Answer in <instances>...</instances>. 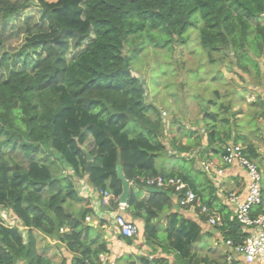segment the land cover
I'll return each mask as SVG.
<instances>
[{
    "label": "trees",
    "instance_id": "obj_1",
    "mask_svg": "<svg viewBox=\"0 0 264 264\" xmlns=\"http://www.w3.org/2000/svg\"><path fill=\"white\" fill-rule=\"evenodd\" d=\"M13 3L1 12L2 25L30 16L24 11L34 4L38 21L46 26L15 35L21 45L14 53L5 51L7 39L0 36V211H11L16 219L9 225L0 214V264H53L38 252L36 234L64 247L70 264H99V255L108 252L107 243L86 222L87 217L96 220L93 204L79 196L74 183L86 178L92 189L112 193L110 209L115 211L122 191L118 165L131 185L126 215L142 223L144 239L160 245L174 238L172 249L178 251V259L184 258L177 264H210L192 253L201 237L197 224L168 214L162 230L161 217L178 206L180 194L172 190L140 194L145 185L139 179L158 176L180 178L196 196L199 192L189 185L187 175L167 171L158 162L169 153L161 141L167 134L165 123L148 116L156 108L147 104L146 84L133 75L125 49L132 37H145V41L154 37L160 44L165 38L163 46H167L174 38L184 40L188 30H196L209 63L218 54L241 79L247 76V83L264 87V0ZM215 95L220 96L218 91ZM251 109L250 118L264 122V100L256 98ZM203 119L207 146L218 142V153L223 154L222 145L244 139L237 124L229 126L226 115L206 110ZM88 135L92 145L86 150L83 144ZM176 147L171 157L185 163L189 148L181 143ZM243 152L253 162L258 158L250 143L243 146ZM18 154L22 161L15 159ZM86 155L93 159L90 173L86 172ZM262 198L252 216L264 214V188ZM73 204L80 205L79 209ZM219 230L223 239L234 244L246 236L240 224L227 216ZM138 261L166 264L164 258Z\"/></svg>",
    "mask_w": 264,
    "mask_h": 264
},
{
    "label": "rangeland",
    "instance_id": "obj_2",
    "mask_svg": "<svg viewBox=\"0 0 264 264\" xmlns=\"http://www.w3.org/2000/svg\"><path fill=\"white\" fill-rule=\"evenodd\" d=\"M12 4H14L13 0H0V36L7 39L5 46L7 53L16 52L21 45L20 39L15 37V35L33 28L43 29L45 25L38 21L39 14L34 4L24 11V15L30 14V16L21 18L13 24L2 25L1 12L3 9L12 6ZM261 23L264 24V19H262ZM165 41L166 39L163 38L160 44V42L154 41V37H148L146 41L145 37H132L125 49L126 56L131 59L133 75L141 78L142 82L146 84L147 104L156 108V112L150 111L148 116L153 120L160 118L165 123L167 134L162 135L161 141L168 148L169 153L166 156H161L158 162L162 166H166V168L167 166H172L176 169H184L187 172L194 169V161L177 162L171 155L177 151L176 143L184 142L187 137L185 132H192V140H195L202 133L205 135V126L203 125V128L201 126L204 124L202 122L204 120L203 113L206 110L218 112L222 117L226 115V120L230 121L229 126L232 123L237 124L239 135L245 136L246 141L249 137L248 140L255 139L263 143V139L261 141L259 134L250 136L244 132L241 135L239 131H241L240 125L244 124L246 131L250 127L249 129L252 132L257 133L255 121L251 118L248 120L247 117L241 118L243 114L240 108L244 103L246 105L251 103L254 98L250 96L245 100L243 97V95H246L245 89L261 88L260 97L264 98V87L256 86L252 82L247 83V76L241 79L239 73H237L238 71L233 66L226 67L227 61H221L218 54L213 55L215 61L209 63L206 50L198 43V32L196 30H188L182 41L174 38L170 45L163 46ZM219 73L223 74V78L220 77ZM216 91L220 94L219 97H216ZM210 101H214L215 105H211ZM221 105L228 107V111H224ZM218 126H222L221 122H219ZM245 140L239 141L237 144L242 146L241 144ZM174 141L175 145H173ZM91 145L92 138L88 135L83 147L89 150ZM38 157L44 159L43 155ZM189 157L193 158V156ZM15 159L18 161L23 160L21 154H18ZM257 162L256 165H258L257 167L263 181L264 166L262 164L264 161L262 163ZM57 168L54 166V174H56ZM194 171L196 172V180H198L202 173L196 169ZM64 173L69 176L67 170ZM78 181L74 184L79 192ZM73 205L75 210L80 207L78 204ZM0 214L9 225L14 224L16 221L11 211L1 210ZM20 229L25 230L22 226H20ZM36 242L39 247H52L41 234H36ZM61 249L62 247H58L57 253L60 255L56 253L55 264H59L64 259V257H61L63 255ZM221 254L220 251H217L216 258L222 257Z\"/></svg>",
    "mask_w": 264,
    "mask_h": 264
},
{
    "label": "crops",
    "instance_id": "obj_3",
    "mask_svg": "<svg viewBox=\"0 0 264 264\" xmlns=\"http://www.w3.org/2000/svg\"><path fill=\"white\" fill-rule=\"evenodd\" d=\"M244 92L246 94L245 96L243 95L245 100L250 96H253L254 98L255 97L258 98L261 95V88L256 89L255 87V89L254 88L245 89ZM254 98L251 103L247 105L244 103L241 105L240 110L243 114L241 118L247 117L248 120L250 119V113H252L251 104L254 103L255 100ZM260 98L264 100L263 97ZM255 124H257V133L252 132L249 129L250 127L246 131V128L243 126L244 124H242L243 127L240 125L241 131L239 132L241 135L242 133L246 132L250 136H255L256 134H259L261 141L263 139V143H260L258 142V140L255 139L248 140L249 137L247 138L246 141L245 136H243L242 138H244L243 140L245 141H243L242 142L243 144L241 145L246 146L249 143L252 144L258 155V158L255 161V163L257 161L262 163L264 161V122L262 119H255ZM201 128H203V124ZM185 133L187 134V137L184 139V142L182 141L180 143L181 145L189 148L186 154L188 153L189 156H193V161L195 162L194 169L191 171L189 170L187 172L184 169H176L173 168L172 166H167V168L166 166H163V168L168 171L178 170L183 174L187 175L189 178V185L190 184H191L190 186L193 185V187L197 189V191L199 192V195L197 196L199 201L203 205L209 203L210 206H208V208L210 210V214H212L211 216L220 217L224 223V218L226 216L229 218V220L233 218L232 208L227 204H225L224 197L230 193H235L237 195H241L242 197L244 196L245 183H246L245 172L238 166H224L222 164V160H221L222 153H218L217 151H215L217 146H219L218 142L216 146L214 145L213 147H208L206 143V136L203 133L202 134L204 136L200 134V136L197 137L195 140L191 139L193 137L192 132H185ZM197 139H200V144L197 143ZM185 158L187 161L189 160L192 161L190 157L186 156ZM201 160L212 161L216 163L217 166H222L224 168V173L220 179L221 192H218L214 188L208 175H206L205 173L201 172L198 169L197 162ZM259 165L261 166V164ZM262 166H264V163L262 164ZM195 169L202 173L201 174L202 176H200L198 180H196V172L194 171ZM262 182L263 183L261 184V186L263 189L264 180ZM136 192L139 193L138 191ZM145 193H146L145 191L140 192L142 197L145 196L144 195ZM90 200L92 201L93 204V211L96 220L92 222H88V224L91 227H93L98 234L102 236L103 240L106 241L107 250H108L106 254L111 261H114L115 264H138L139 263L138 259L141 257L147 259H153V260L164 258L166 260V264H177L179 262L178 260H180V263L184 262V258L178 259V256H180L178 251L172 249V243L174 242L173 240L174 238H171L169 241L165 239L166 242L160 243V245L157 243L155 244L152 242H148L144 239L143 225L140 222H135L140 229L138 236L132 239V242L128 244L126 240L121 238L116 233L115 229L113 228L111 216L105 214V209L95 206L94 204L97 202H95L93 199ZM168 214H173L177 218V220L191 221L198 225L200 229L201 237L199 241L195 242L192 249V253L196 254V257L198 258L199 261L201 259L202 260L206 259L210 264H225L224 257L226 250L222 244L223 237L221 235V231L219 230V228H212L211 226H209L207 224V220L205 217L203 216L201 217L194 212L184 210L176 206L169 213L162 215L160 220L162 230L166 229ZM44 238L48 241L50 245H52V247L51 246L39 247L37 244V250L40 254L47 256L53 262V264H55L54 261L56 262V260L54 258L57 253L58 247L60 246L58 242L46 237ZM215 247H217L218 250L217 248L215 249ZM61 250L63 252V255L61 257H64V259H62V261L59 262V264H70L71 257L64 250V247H62ZM217 251H220L222 253L221 254L222 257L216 258L215 255ZM57 254L60 255L59 253ZM201 264H205V263H201ZM232 264H245V262L243 261L242 257L234 255ZM253 264H264V258L260 260H256Z\"/></svg>",
    "mask_w": 264,
    "mask_h": 264
},
{
    "label": "built area",
    "instance_id": "obj_4",
    "mask_svg": "<svg viewBox=\"0 0 264 264\" xmlns=\"http://www.w3.org/2000/svg\"><path fill=\"white\" fill-rule=\"evenodd\" d=\"M221 156L224 166H238L245 172V194L242 197L235 193H230L224 197V202L232 208L233 218L240 224L242 232L246 235L241 243L234 244L231 240H222L226 250L224 263L232 264L234 255L242 257L245 264H253L256 260L264 258V214L252 216V211L263 203L262 198V177L256 163L249 160L243 152V147L239 144L229 143L224 145ZM198 169L208 175L214 188L221 192L220 182L224 173L222 166L209 160H201L198 163ZM145 187L161 190H172L180 194L178 198V207L203 216L207 224L212 228H222L223 221L220 217L211 216L208 206L203 205L196 194L189 189L188 184L180 178L145 177L139 179ZM79 196L84 199H93L94 205L105 209V214L111 216L113 228L116 233L123 238L134 239L138 236L139 226L131 221L126 215L127 203L118 202L115 211H111L112 193L104 190L92 189L87 180L79 181ZM4 216V215H3ZM86 222H91L87 217ZM99 264H115L107 254H100Z\"/></svg>",
    "mask_w": 264,
    "mask_h": 264
},
{
    "label": "water",
    "instance_id": "obj_5",
    "mask_svg": "<svg viewBox=\"0 0 264 264\" xmlns=\"http://www.w3.org/2000/svg\"><path fill=\"white\" fill-rule=\"evenodd\" d=\"M86 158H87L86 172L90 173L91 172V166H92V157H90L89 155H86ZM116 173H117V178L121 182V186H122V191H121V194L119 196V202L126 204L128 201V196L130 194L131 185L124 178V175L122 173V168L120 165H118L116 167ZM143 191H145L146 193H152V194H162L163 193V190H161V189L150 188V187H144Z\"/></svg>",
    "mask_w": 264,
    "mask_h": 264
}]
</instances>
